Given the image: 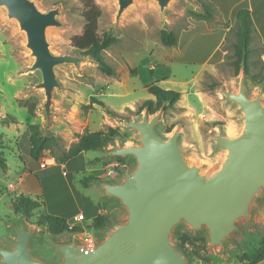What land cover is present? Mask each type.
I'll list each match as a JSON object with an SVG mask.
<instances>
[{"label": "rangeland", "instance_id": "rangeland-1", "mask_svg": "<svg viewBox=\"0 0 264 264\" xmlns=\"http://www.w3.org/2000/svg\"><path fill=\"white\" fill-rule=\"evenodd\" d=\"M35 1L43 10L55 6L61 10V26L49 31L52 51L79 53L72 46L71 38L79 35L84 25L81 1ZM94 2L101 11L98 33L108 32L117 38L115 43L102 51L104 60L116 73L106 75L93 62H81L79 69L72 65L59 68L62 89L55 91L53 114L48 126V134L54 136L56 144L42 153V157L53 159V163L45 168L39 167V159L29 156V125L38 124L41 133L46 134L42 129L45 122L41 108L44 96L40 89L33 87L37 75L25 70L28 60L21 45L22 36L16 33L13 23L7 21L0 10V158L6 163L5 169L0 167V183L7 185L8 181L16 180L7 173V168L11 170L9 173L17 174L22 169H29L36 173L34 180L42 187V194L30 193L40 202V207L28 216L12 209V200L18 192L16 189L0 194V245H10L14 238V226L25 223L28 228L35 229L32 246L36 254L44 259L56 256L53 243L57 240L77 237L83 232L96 238L105 234L113 222L125 219L126 214L118 201L104 194L97 179L87 180L86 184L82 181L90 176L114 181L133 169L135 161L131 157L118 159L111 156L108 150L116 145L135 142V130L125 127L122 121L139 119L146 111L145 108L139 110L141 103L154 99L148 93L146 84L155 83L164 89L180 92L175 107L161 112L156 131L160 137L167 138L178 127L179 142L187 151V159L202 165L209 172L218 169L223 159V153L214 146V133L221 130L223 134H232L239 127L234 106L220 90H236L243 71L242 66L237 70L234 63L235 18L223 45L226 50L223 61L204 66L203 61L207 59L211 63L220 53V50L213 51L218 32L207 34V22L197 20L194 15V12H204V9L180 0L173 5V10L163 22L150 0H137L136 5L118 22L116 30H112L115 1ZM196 2L207 5L213 11L212 4L219 3L227 11L239 0ZM216 17L214 14L213 18ZM194 19L197 21L189 25ZM256 19L264 26L262 12L257 13ZM161 29L176 33V45L165 46L160 42ZM251 47L254 51L248 73H245L247 90L254 94L261 88L264 97V51L254 34ZM109 109L117 112L119 117L111 116ZM106 126L120 129L112 143L102 150L81 152L66 160L64 166L60 164L58 158L76 141L78 134L86 130H103ZM80 209L84 212L80 221L70 218L68 213L71 210L74 213ZM44 213L66 214L67 223H73L69 229L80 231H65L53 236L46 225L37 223ZM96 213L106 219L102 228L91 227L92 216ZM173 241L181 246L189 264H250L264 250V200L256 207L255 220L240 222L239 232L227 241L224 249L211 248L205 235L190 234L183 229ZM245 254L250 259L239 261L238 257ZM256 264H264V258Z\"/></svg>", "mask_w": 264, "mask_h": 264}, {"label": "water", "instance_id": "water-1", "mask_svg": "<svg viewBox=\"0 0 264 264\" xmlns=\"http://www.w3.org/2000/svg\"><path fill=\"white\" fill-rule=\"evenodd\" d=\"M116 11L112 30L137 0H114ZM149 1V0H147ZM165 22L180 0H150ZM203 10L196 0H183ZM0 10L23 38L28 64L26 71L37 75L33 87L40 89L48 126L53 114L55 91L62 85L58 70L81 62L97 63L86 53H54L49 31L59 28V6L41 9L35 0H0ZM235 109L239 127L232 134L214 133V146L223 153L218 169L209 172L186 157L176 127L167 138L156 131L162 109L149 116L122 124L135 130L133 144L116 145L112 154L131 157L133 169L102 187L116 198L126 216L96 237L86 247L77 237L53 243L56 256L39 257L32 246L35 229L25 223L14 226L10 245H0V264H189L181 246L173 241L179 230L203 234L211 248L224 249L239 232L240 222L254 221L257 205L264 200V97L259 88L247 90L244 70L237 89H220Z\"/></svg>", "mask_w": 264, "mask_h": 264}, {"label": "trees", "instance_id": "trees-1", "mask_svg": "<svg viewBox=\"0 0 264 264\" xmlns=\"http://www.w3.org/2000/svg\"><path fill=\"white\" fill-rule=\"evenodd\" d=\"M83 6L82 15L84 17V25L82 31L79 35H75L71 38V44L76 51L79 53L89 54L93 59H95L98 63L99 69L105 73L106 75H115V70L111 67L105 60L102 55V51L109 47L111 44L117 41L116 36L111 35L106 32L100 35L98 33V19L101 15V11L98 5L94 2V0H80ZM204 12H194V15L197 19L203 20H212L215 14L211 8H209L205 4H201ZM235 36L236 41L233 44L234 55H235V66L238 70L240 66L243 67L244 73H248L250 67V59L251 54L254 49L251 47V41L253 36V21L250 14L249 9L240 8L235 14ZM160 42L165 46H174L177 43V35L172 30L161 29L159 33ZM262 81L264 82V65H263V74ZM146 88L148 93L154 96V99H146L139 106V110L143 108L146 109L148 114H154L158 109H162L163 112L168 109H172L175 107V103L180 98V92L172 89H164L155 83L146 84ZM102 106L104 103L102 101L98 102ZM30 112H32V108H30ZM108 113L113 117H119L117 112L109 109ZM130 120H123V122H127ZM30 134H29V156L38 160L43 155L42 153L49 149L52 144H56V140L51 134H42L38 124H30L29 125ZM170 131V129L168 130ZM120 132V129L116 126H106V129L97 130V131H84L81 134H78L76 137V141H74L69 148L63 153L62 156L58 158L60 163H64L66 160L77 156L79 153L89 150H102L108 144L112 143L114 137L117 136ZM108 150L111 156H114L118 159H121L120 156H116L112 154L113 148ZM124 158V157H122ZM0 167L2 169L6 168V163L3 158H0ZM97 179L99 181L98 185L104 192L102 187L103 183H110L111 181H104L96 178L94 176H90L85 178L82 182L86 184L87 180ZM105 194V192H104ZM106 195V194H105ZM107 196V195H106ZM111 199H115L113 197L107 196ZM119 205L120 202L117 200ZM40 207V202L36 199H32L30 196L24 195L22 193L15 196L12 200V209L16 213L24 214L25 216L30 215L33 210L38 209ZM91 227L92 228H102L106 223L105 217L102 215H96L93 217ZM37 223H43L46 225L49 233L53 236L61 234L65 231L73 232L80 231L77 228L73 230L69 229L68 223L65 218L44 213L37 219ZM264 258V250L261 251L250 264H256ZM250 258L245 254L241 257H238L239 261L249 260Z\"/></svg>", "mask_w": 264, "mask_h": 264}, {"label": "crops", "instance_id": "crops-1", "mask_svg": "<svg viewBox=\"0 0 264 264\" xmlns=\"http://www.w3.org/2000/svg\"><path fill=\"white\" fill-rule=\"evenodd\" d=\"M212 5L215 9V14L217 15V17L213 18V20H208V21L203 20V21L207 22V28H206L207 34L211 35L213 34L214 31L218 32L216 33V34H219L218 41L213 51L215 52L216 50H220V53L218 57L215 59V61L210 63L209 60L206 59L205 61H203L202 65L204 66L211 65V64L213 65V64H217L223 61L224 55L226 53L225 52L226 50L223 48V45L225 43V39L228 35V32L231 26L233 25L235 14L240 8L249 9L251 17H252V21H253V28H254L253 34L255 35L256 40L259 42L260 46L263 48V51H264V26H261L259 23V20L256 19L257 13L262 12L263 22H264V0H247L246 3H245V0H239V2L234 3L227 11H224V9L219 3L215 5L212 4ZM197 20L196 19L192 20L189 25H192ZM60 164L64 166L66 163H60ZM8 169L9 168H7V173L10 176H14V178H16L15 182L8 181V183H12V182L14 183V188L10 190V188L9 189L6 188L8 184L6 185V183H0V194L1 195H3L4 193H11L12 190L14 189L18 191L17 193H15L14 196H17L20 193L30 196V197H31L30 193H34L37 196L42 194V187L40 185V182L36 183L34 180V177L36 176V173H34V171L29 170V169L28 170L22 169V171L17 174V173H12V172L9 173L8 171H11V170H8ZM21 174H24L26 178L25 183H23L22 185L17 184V178ZM28 190H31L33 192L28 191ZM31 198L36 199L35 197H31ZM52 214L63 217V218H67L66 216H68L66 214L63 215V213H52ZM68 214H71L70 218H72L75 215H79L80 218L82 219L81 216L84 214V212L82 209L74 213L71 210ZM96 215L97 213L94 214L92 218L95 217Z\"/></svg>", "mask_w": 264, "mask_h": 264}, {"label": "built area", "instance_id": "built-area-1", "mask_svg": "<svg viewBox=\"0 0 264 264\" xmlns=\"http://www.w3.org/2000/svg\"><path fill=\"white\" fill-rule=\"evenodd\" d=\"M262 59L264 61V53L262 54ZM50 163H53V159L52 158H50V157H41L39 159V163L38 164H39V167L40 168H45ZM25 181H26V178H25V175L24 174H21V175L18 176V178H17V184L22 185L23 183H25ZM8 188L13 189L14 188V183L13 182L12 183H8ZM73 220L74 221H80L81 218H80L79 215H75V216H73ZM72 225H73V223L72 224H68L69 227H71ZM77 237L79 238L80 242L85 247L90 242H92L95 239V237L92 234H90V233H84V232L80 236H77Z\"/></svg>", "mask_w": 264, "mask_h": 264}]
</instances>
